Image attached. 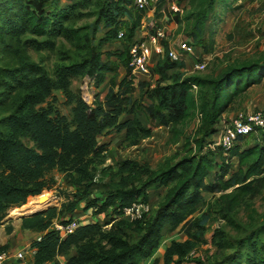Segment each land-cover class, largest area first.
I'll list each match as a JSON object with an SVG mask.
<instances>
[{"label":"trees","instance_id":"16d2710c","mask_svg":"<svg viewBox=\"0 0 264 264\" xmlns=\"http://www.w3.org/2000/svg\"><path fill=\"white\" fill-rule=\"evenodd\" d=\"M243 1L203 0L193 36L199 38L204 20L218 5L235 9L241 7ZM59 3L60 0H0V49L12 53L16 37L23 32L35 37L50 39L62 36L80 42L81 29L67 24L70 12L60 8ZM98 4L99 12H105L106 26L109 27L106 40L119 39V32L125 26L127 29L122 39L132 41V44L145 12L135 7L134 0H110L105 3L100 0ZM132 10L137 13L135 17ZM120 14L124 17L122 20H118ZM128 16L130 19L127 20ZM49 43L50 40L41 42L37 38H28L23 42L28 48L34 45L41 47L42 44L48 46ZM130 46L120 53L121 59L127 62L120 91L114 93L112 90L106 96V104L111 110L101 114L97 109L88 110V106L80 101L73 109V120L56 115V112L36 109V104L52 87L42 64L20 52L16 66L7 69L0 66V90L6 102L22 96L13 112L0 121V212L24 205L29 196L41 195L44 188L51 189L56 183L55 177L49 176L53 169L82 174L95 163L92 156H98L100 152L98 135L111 125L114 114L119 112L121 105L128 101V95L134 91L129 64ZM100 62L101 54L97 53L95 65ZM155 67L159 73L166 74L170 69L184 67V64L165 56ZM65 76L66 73H63V78ZM263 81L264 52L256 59L229 64L217 77L188 76L177 79L173 84H158L152 88L150 96L159 102L158 107L151 105L147 108L152 120L165 126L177 123L188 125L199 115V129L203 131V136L187 137V153L179 159L177 156L167 158L160 168L152 169L146 162H125L123 167L129 175L114 185L113 192L95 210L96 214L110 208L114 212L113 221H107L113 223L107 231L103 230V225L94 222L80 226L67 238L61 239L60 234L50 227V219L54 215L52 209L24 217V228L45 232L30 244V248H36L34 264H61L60 256L66 257L65 264H143L157 251L164 228L167 225L176 227L187 219L203 200L205 192L220 193L218 202L228 212H235L248 196L260 193L264 188V131L254 144L247 146L243 145L246 137H241L239 143L229 148L226 154L223 148L213 149L207 144L211 146L212 136L217 132L216 125L235 100ZM194 85L198 86L197 91ZM40 87L46 90L42 95L38 91ZM24 104L25 108L22 107ZM111 115L113 117L109 120ZM13 128L32 137L38 147L24 144L19 135L12 133ZM174 133L178 136L179 132L175 130ZM234 159H237L236 170L232 169ZM209 177H212L210 182L207 180ZM154 187H167L168 190L150 218L133 221L118 219L124 207L141 197L148 200L149 191ZM206 222L204 218L203 224ZM128 231L139 234L136 242L129 240ZM187 244L195 245L192 241Z\"/></svg>","mask_w":264,"mask_h":264},{"label":"rangeland","instance_id":"374dc122","mask_svg":"<svg viewBox=\"0 0 264 264\" xmlns=\"http://www.w3.org/2000/svg\"><path fill=\"white\" fill-rule=\"evenodd\" d=\"M99 1L60 0V8L68 9L71 15L67 24L81 29L80 42L62 36L50 39L35 37L23 32L16 37L12 53L0 49V66L6 69L16 66L20 52H25L32 60L45 67L52 87L36 104L37 110L56 112V115L70 120H73V109L80 101L88 106V110L97 109L101 114L111 110L106 104V96L112 90L114 93L120 91V84L127 72L126 59H121L120 53L132 41L106 40L109 27L106 26L104 9L103 14L99 12ZM101 1L105 3L110 0ZM202 1L170 0L181 7V13L172 14L168 5L170 3H167L162 4L160 11L148 19L155 20L156 26H167L172 43L165 44L166 51L179 39L192 38L196 54L181 60L184 67L170 69L166 74L159 73L154 67L151 82L137 83L134 91L128 95V101L121 105L117 114L113 113L115 118L110 116L109 120L113 117L111 125L98 135L100 152L98 156H92L95 163L82 174L53 169L49 176L55 177V185L51 189L44 188L41 195L29 196L28 204L24 206H14L0 212V224L9 214L8 216H12L10 220L21 221L23 227V218L33 214L24 215V211L31 212L35 209L37 212L49 209L54 211L50 225L54 218L65 220L69 215L86 211L95 214L99 203L113 192L114 185L129 175V171L123 167L125 162H146L152 169H157L167 158L177 156L179 159L187 153V137L193 139L203 136V131L199 129V115L188 125L177 123L165 126L152 120L147 108L151 105L158 107L159 102L151 98V89L158 84H173L177 79L188 76L217 77L231 63L256 59L264 52V0H248L235 9H225L223 5H218L207 15L197 39L193 33L197 14L203 6ZM132 11L135 17L137 13ZM123 18L121 14L118 16V20ZM140 27L136 29L133 39L140 35ZM121 29L126 32L127 28L122 26ZM28 38H37L41 42L50 40L51 43L48 46L42 44L41 47L34 45L28 48L23 44ZM97 53L101 54L98 66L95 65ZM202 55L208 56V65L203 71H194V58ZM164 57L161 56L156 65ZM63 73H66L64 78ZM38 91L42 95L46 90L40 87ZM4 98L0 90V121L9 116L22 100L21 95L12 102H6ZM29 104L30 102L26 106ZM22 107L25 108V104ZM239 110H264V81L238 97L216 128L220 127L222 120H231ZM175 130L179 132L178 136L175 135ZM14 132L27 146L38 147L32 137L18 133L13 128L12 133ZM258 136L246 137L243 145L254 144ZM191 146L197 152L195 144L192 143ZM207 146L211 148L210 143ZM232 169H237V159H234ZM207 180L210 182L212 177ZM167 190V187H154L149 191L148 200L142 197L137 200L151 204L152 209L143 215L144 219L156 212ZM219 195L220 193L205 192L203 200L195 206L187 219L176 227L167 225L157 251L143 264H264V188L260 193L248 196L235 212L221 208ZM118 215L120 219L121 214ZM112 216L114 212L111 208L100 216L101 221L98 223L103 225L104 231L110 228L104 227V221H113ZM204 218L207 219L205 224ZM27 230L29 237L33 239H40L45 233L30 228ZM128 238L131 242H136L139 234L128 231ZM190 241L195 245L189 246L187 242Z\"/></svg>","mask_w":264,"mask_h":264},{"label":"built area","instance_id":"2783aa9c","mask_svg":"<svg viewBox=\"0 0 264 264\" xmlns=\"http://www.w3.org/2000/svg\"><path fill=\"white\" fill-rule=\"evenodd\" d=\"M167 3H170L168 5H170L169 8L172 14L182 12L181 7L174 2H170V0H134L135 7L145 12L139 29L140 35L134 39L129 49V64L131 66L132 78L135 85L140 81L151 82L153 69L161 56L164 57L168 55L170 60L181 61L185 60L187 56L196 54L192 38L179 39L175 45L171 44L172 46H170L167 51L165 50V44L172 43L167 26H156L154 25L155 20L148 19L151 15L154 16L156 14L159 4L167 5ZM118 37L119 39L124 37L123 30L119 32ZM207 65V55L197 56L194 58L193 70L203 71ZM194 90H198L197 85H194ZM262 131H264V110H239L231 120L221 121L217 132L212 136L211 147L213 149L221 147L226 154L229 148L239 143L241 137H248L251 135L257 136ZM151 209V204L137 201L122 209L120 219L129 221L140 219ZM104 213H107V211ZM104 213H95V215L92 211H86L78 215H69L65 220L54 218L51 228L60 234L61 239H65L70 234L74 233L80 226L93 222H100V216ZM107 221H104V227H111L113 223H107ZM27 252L34 255L36 253V248L17 250L14 257L17 260H24L27 256ZM12 260V255L6 249L2 250L0 248V264H12Z\"/></svg>","mask_w":264,"mask_h":264},{"label":"crops","instance_id":"0c3cea01","mask_svg":"<svg viewBox=\"0 0 264 264\" xmlns=\"http://www.w3.org/2000/svg\"><path fill=\"white\" fill-rule=\"evenodd\" d=\"M248 1L244 0L243 4ZM37 196V195H36ZM45 203V202H44ZM28 204L25 203L24 205ZM22 205V206H24ZM16 214V212H13ZM9 215V214H8ZM7 215V221H3L0 224V248H3L4 246H7L6 250L12 255V264H34V255L27 252V256L24 260H17L14 257V254L17 250L30 249V244L34 240L33 238H30L29 236V230L27 228L22 227L21 221H13L10 220L12 216ZM21 239V241H19ZM59 260L61 261V264H65L66 257L60 256ZM43 264H54L53 262H47Z\"/></svg>","mask_w":264,"mask_h":264},{"label":"water","instance_id":"95a60500","mask_svg":"<svg viewBox=\"0 0 264 264\" xmlns=\"http://www.w3.org/2000/svg\"><path fill=\"white\" fill-rule=\"evenodd\" d=\"M37 212V209H35V210H32L31 212H26V211H24V215H30V214H34V213H36Z\"/></svg>","mask_w":264,"mask_h":264}]
</instances>
